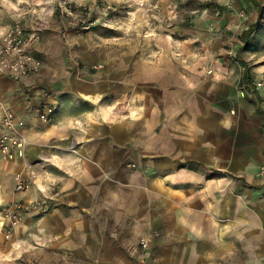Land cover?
<instances>
[{"label":"rangeland","instance_id":"1","mask_svg":"<svg viewBox=\"0 0 264 264\" xmlns=\"http://www.w3.org/2000/svg\"><path fill=\"white\" fill-rule=\"evenodd\" d=\"M256 3L259 13L248 0H0V34L19 20L26 33L36 32L30 52L42 62L27 85L11 83L13 97H37V111L49 105L54 112L72 109V138L63 141L76 166L103 147L104 132L118 159L113 176L102 174L108 188L100 186L94 197L87 189L82 201L61 209L68 221L48 224L53 200L42 189L33 196L37 177L26 164V150L0 156V264L70 262L69 251L45 238L47 230L70 229L86 232L74 239L79 245L95 243L102 233L107 243L130 246L136 264L171 262L206 248L215 254L213 264H264V240H255V229L243 234L234 218L215 214L210 225L201 191L204 181L226 173L214 154L218 132L207 129L219 126V137L225 136L211 103L229 101L215 99L211 80L221 73L241 81L246 70L254 83L236 82L235 92L264 88V0ZM0 85L9 90L7 83ZM179 160H197L206 168L178 176ZM15 173L29 178L19 193L13 190ZM253 176L264 187L256 171ZM224 177L242 201L237 181ZM41 197L49 199L47 210L21 213L11 237L4 238L6 204ZM206 237L214 247L200 245Z\"/></svg>","mask_w":264,"mask_h":264},{"label":"crops","instance_id":"2","mask_svg":"<svg viewBox=\"0 0 264 264\" xmlns=\"http://www.w3.org/2000/svg\"><path fill=\"white\" fill-rule=\"evenodd\" d=\"M19 1L23 2V0ZM220 69L223 70V68ZM34 76L32 75V77ZM32 77L15 83L3 70L0 74V83H7L9 90H2L0 85V100L7 103L15 115L25 121L21 129L25 139V161L37 177L36 185L32 188L33 196L39 194L38 189H42V192L53 200L52 209L49 215L45 217L46 222L48 224H52L54 221L63 223L65 220L68 221L70 217L69 214L64 216L60 213L63 207L70 209V206L82 201L87 189H90L91 196L94 197V190L98 191L100 186L102 189L109 187V182L104 183L102 180V174L107 172L112 175L115 169H118L115 164L118 159L112 158L114 148L110 142L111 137L106 136L104 132L102 139L106 142H104L103 147L95 150L92 154H88V159L83 161L80 166H76V156L72 150L65 151L63 141L66 135L72 138V133H70L71 116L69 115L72 109L63 107V109L55 111L52 115V121L46 124L36 118L40 104L36 100L37 97L26 102L23 93H17L13 97L11 89L14 86L12 84L22 87L19 85H27L28 80ZM215 77L216 79L211 80L212 86H209L212 94L215 99L219 97L229 101L227 106L217 101L211 103L213 112L222 117L220 128L224 131L225 136L219 137V126L213 125V128L206 129L208 133L214 132L212 129L217 130L215 131L218 132L217 153L214 154L221 161H224L222 165L226 172L224 175L237 181L239 185L237 191H239L242 201L233 196L230 191L232 186L227 185L228 182L224 175L217 176L215 179L203 182L201 191L204 198L208 199L204 206L207 208L205 211L209 215L210 225L213 224L210 218L212 214L221 218H234L233 221H236L239 232L244 231L243 234H246V230L253 228L256 231L255 240H264V187L258 186L253 176L260 165H264V88H258L252 92L245 89L241 93L235 92L236 82L243 83V85L254 83L246 70L243 72L241 81L223 77L221 73ZM36 96L38 95L36 94ZM230 109L234 111L232 115L228 111ZM108 133L110 134L109 131ZM95 137L96 135L91 141H96ZM211 151H215L213 147L208 152L211 153ZM222 153L223 156H221ZM220 160H217L216 164H222ZM176 162H179L178 165L180 164L182 167L178 176L183 173L187 176H193V172H196L197 169L205 170L206 168L204 163L197 160H179ZM212 163L208 164L212 165ZM51 230H53L52 227ZM85 233L72 229L69 231L47 230L45 238L52 240V245H58L69 251L67 254L73 255V262L70 260L65 264H136L135 260L130 258V246L107 243L102 233L97 235L99 238L96 239L95 243L79 245V242L74 239L85 238ZM198 241L200 245L204 243L203 241L207 245L210 242L212 247L215 244H213L212 238L208 239L207 237ZM214 255L213 250L206 248L204 251L198 250V252L189 255L176 256L172 258L173 261L171 262L166 261L170 259L159 258L158 263L213 264L216 259ZM223 255L224 253L221 254V256ZM221 256L219 258H223ZM47 262V264H57L53 261L47 260Z\"/></svg>","mask_w":264,"mask_h":264},{"label":"built area","instance_id":"3","mask_svg":"<svg viewBox=\"0 0 264 264\" xmlns=\"http://www.w3.org/2000/svg\"><path fill=\"white\" fill-rule=\"evenodd\" d=\"M36 32L26 33L19 20H15L0 34V71L5 70L13 82L25 80L40 72L41 60L30 53L31 43L37 40ZM258 85V84H257ZM54 108L43 107L37 111L36 118L44 123L50 122ZM24 119L15 115L13 110L4 103H0V156L12 158L21 156L23 153L25 139L20 133L24 126ZM256 175L264 179V165H260ZM13 190L15 193L24 191L28 187L29 178L21 173L13 175ZM48 198H36L31 202L14 201L7 203L2 211L4 223V238H10L14 227L19 222L20 214L29 211L45 212L48 208ZM143 249L146 248L145 241L139 240Z\"/></svg>","mask_w":264,"mask_h":264},{"label":"trees","instance_id":"4","mask_svg":"<svg viewBox=\"0 0 264 264\" xmlns=\"http://www.w3.org/2000/svg\"><path fill=\"white\" fill-rule=\"evenodd\" d=\"M250 5L253 7L254 10H256L257 13H259L260 9H257V3L256 0H248ZM256 24H252L250 26H248V28L245 30V32L243 33V35H248L252 32V30L254 29Z\"/></svg>","mask_w":264,"mask_h":264}]
</instances>
